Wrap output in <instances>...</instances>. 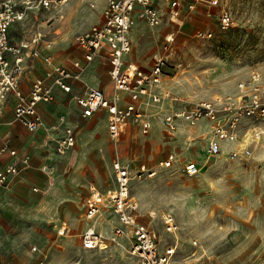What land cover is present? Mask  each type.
<instances>
[{"label": "rangeland", "instance_id": "1", "mask_svg": "<svg viewBox=\"0 0 264 264\" xmlns=\"http://www.w3.org/2000/svg\"><path fill=\"white\" fill-rule=\"evenodd\" d=\"M106 2L107 0H67L49 12L40 13L38 16L40 24L37 27L45 32L49 39L56 41V44L58 40L65 38L66 42L72 45L74 34L100 22L98 17L102 11L104 12ZM91 3L95 6L92 7ZM208 4L207 0L201 1L199 5L204 7L202 13L198 8L192 14L200 12L198 14L200 16L195 15V18L190 19L182 27L177 25L179 20L174 19L167 9L163 11L161 26H169V30L155 35V31L161 26L152 29L148 27L149 33L145 38L152 39L155 35L150 48L161 50L154 58L163 57L165 60L162 83L158 91L168 92L171 97L161 103H154L151 99L146 101L160 108L163 105L167 106L169 108L167 113L215 96L235 94L238 83L248 79L253 71L264 74V0H221L220 5L216 9L213 8L212 15L218 18L221 8L228 9L234 18V24L228 30H220L217 18L208 19L206 14V11L210 10ZM135 22L140 31L144 30L143 22L139 19ZM26 27L31 29L30 24ZM208 29L213 31L211 38L197 36L198 30ZM14 34L17 35V32L14 31ZM168 36H173L174 39L168 41ZM99 65L101 62L96 59L82 76L97 77L96 67ZM174 98L180 101H174ZM144 112L147 114L146 110ZM161 113L163 118L166 111ZM65 114L67 116V112ZM162 118H159L161 126L165 128ZM245 122H248L246 124L249 127L264 130V119H248ZM101 124L102 122H98L96 127ZM180 127L183 128L184 124L181 123L179 129ZM137 129L143 136L147 135L142 133L139 126ZM157 130L154 128L152 131ZM249 130L251 136L252 128H246L245 131ZM173 132L175 131L171 133ZM129 133L130 130L119 146H123L121 150L123 161L130 166L132 175L138 171V162L133 158L134 153H138V160L145 157L148 165L154 168L157 167L159 160L171 153L176 154L174 164L171 167L158 168L154 177L134 178L131 181L130 193V203L136 206L139 221L158 232L160 249L167 245L176 246L172 264H247L248 259L243 258V253L248 247L243 232V223L246 221L242 220L244 214L250 210L253 200L248 199L250 193L246 191L243 173L252 167L256 168L254 170L258 174L257 177H260L264 173V164L258 166V160L264 159L263 153L256 154L261 159L250 157L243 161L231 160L223 153L218 157L209 158L206 164L202 163L201 157H197L199 153V156L204 158L206 147L177 145L173 148L167 144L171 139L165 137L163 141L166 143V149L154 152L153 159L150 160L147 146L141 140L137 142L133 140L131 149L129 148L130 145H127L130 140ZM85 135L86 132L83 136ZM206 139L197 138L201 142L207 141ZM262 144L264 145V139ZM223 147L230 150L234 148V144L224 141ZM243 147L244 145L240 144V148ZM182 150L194 157L183 156ZM189 161L197 162L200 166L201 171L198 175L189 176L183 171L184 165ZM114 179L113 174L110 175L107 186L111 184L112 188H115ZM88 194L89 187L83 192V203ZM106 206H109L108 202H105ZM145 206L153 211H144ZM164 212L172 213L179 223V229L175 234L166 231L162 221ZM84 213L83 206L82 217ZM110 213V208L106 207L96 220L105 224ZM113 227L108 231L101 228L99 230L105 238H109ZM50 230V226L41 228L28 224L21 232L19 230L11 232L9 238L12 243L15 240L24 242L25 248L34 253L37 264H98L106 260L113 264H138L137 259L129 252L130 240L126 237L120 238L116 243L107 239L106 246L87 249L83 245L82 237L72 234V230L59 237L56 232L51 233ZM34 247L37 249L34 250ZM11 252L12 258L19 256L17 249H12Z\"/></svg>", "mask_w": 264, "mask_h": 264}, {"label": "built area", "instance_id": "2", "mask_svg": "<svg viewBox=\"0 0 264 264\" xmlns=\"http://www.w3.org/2000/svg\"><path fill=\"white\" fill-rule=\"evenodd\" d=\"M66 1L0 0V114L9 96L14 95L16 120L32 132L40 130L45 126V120L38 110L39 104L54 102L56 88L71 93L72 82L79 79L88 66L107 49L108 72L115 92L108 95L98 86L86 87L84 93L75 95L81 116L86 119L100 110L105 111L109 133L114 140L122 136L129 124L139 126L143 134H149L152 121L141 105L147 99L154 103L170 99L168 92L158 91L162 83L165 60L158 57L151 73H139L136 64L126 61V56L133 50L130 30L136 19L145 21L151 27L160 25L163 18L160 5L162 2L167 5L173 18H179L182 6L193 10L196 0L185 3L183 0H107L103 21L73 36L75 46L82 51V58L72 61L73 69L56 62L51 53L53 41L47 39V34L37 27L40 24V13L49 12ZM219 1L210 0L213 5H217ZM91 6L94 7L95 4L91 3ZM218 17L220 30H228L233 26L234 18L228 9L223 8ZM27 24L31 25V29L26 27ZM197 34L199 37L211 38L213 31L198 30ZM172 39L167 38L168 41ZM39 58L45 63V74L35 78L31 87L25 91L21 85L22 76L30 61ZM120 93L127 94L129 101L121 97ZM174 101L180 100L174 98ZM67 117L66 114H60L52 125L54 131H63L57 140L59 154H66L76 144V133L67 124ZM163 119L164 126L170 131H175L180 121L192 126L201 120L211 122L212 139L207 147L210 157H218L224 152V141L238 143L244 140L246 128H252L251 140L242 151L237 148L228 154L230 159H241V153L250 157L258 146H263L264 130L249 127L243 124V120L264 119V74L253 71L248 79L238 83L237 93L201 100L189 107H179L167 113ZM4 153H9L12 159L0 169V188L7 186L12 175H17L23 168L29 167L31 158L28 154L20 156L17 149L7 145L0 149V154ZM175 160V154H171L159 160L155 168L141 163L137 167L138 171L132 175L128 164H124L119 158L115 159L113 171L116 187L106 194L92 187L85 217L94 221L102 213L105 202H108L119 224L113 228L109 238H105L93 226L87 228L82 234L84 247L102 248L107 245V239L116 243L120 238L126 237L130 240L129 252L137 259L138 264H172L176 246L167 245L160 249L158 232L139 221L136 206L130 203V193L134 178L154 177L158 168L171 167ZM183 171L189 176H196L201 169L197 162L189 161L184 165ZM162 221L169 233L175 234L178 231L179 223L172 213H162ZM65 229L63 227V231L59 232L62 234ZM33 249L36 250L37 247ZM98 264L113 263L106 260Z\"/></svg>", "mask_w": 264, "mask_h": 264}, {"label": "crops", "instance_id": "3", "mask_svg": "<svg viewBox=\"0 0 264 264\" xmlns=\"http://www.w3.org/2000/svg\"><path fill=\"white\" fill-rule=\"evenodd\" d=\"M183 1L185 3L188 0ZM201 1L205 0H196V7L193 10H188L183 5L181 17L174 18L179 20V24L177 23V25L182 27L190 19L195 18V15L200 16L198 14L204 10V7L199 5ZM207 1H209L208 5L210 8V10L206 11L207 17H209L208 19L217 18L212 15V10L220 5L221 0L216 6L210 0ZM160 5L162 15L166 9L169 11L165 3L162 2ZM198 8L200 12L192 15ZM223 8L220 9L219 14ZM98 18L101 22L103 19V11ZM140 21L143 22L145 28L140 31L136 26V22L132 26L130 38L132 40L133 50L126 56V61L136 64L139 73L149 74L152 71L156 59L154 57L161 51L160 48L151 49L150 43L155 38L156 33L162 34L169 30L170 27L161 26V23L158 25L161 28L155 31L154 37L152 39H146L145 37L149 33L148 27L151 26L143 20ZM155 27L152 26L151 29ZM171 37L173 38V36H168V38ZM46 38L49 39L47 35ZM52 41L53 47L51 53L56 62L73 69L72 61L82 58V51L75 46L73 38L72 45H69L65 38L58 40L57 44L56 41ZM153 58L154 61L151 63ZM96 59L101 62V65L96 67L97 77L93 75H81L79 79L72 82L73 90L71 93H66L56 88V99L54 102L39 104L38 110L44 115L45 120V126L40 130L32 132L16 120L14 115L16 97L14 95L9 96L3 107V112L0 114V149L7 145L9 148L17 149L20 156L28 154L31 158L29 167L23 168L17 175H12L7 186L0 188V264H37L34 253L28 248H25L24 242L15 240L12 243V240L9 238L11 232H16L15 230L21 232L28 224L41 228L50 226V232H56L58 237L65 235L69 230H72V234L82 237L83 232L91 226L100 232L99 228L108 231L109 228L119 224L118 218L110 206H106L110 208L111 213L107 220L108 222H105V224L98 219L94 221L88 220L85 217V213L84 217H82L81 210L84 206L86 212V204H88L87 200L91 196L92 187H96L103 193L114 189L111 184L107 186L108 177L112 174L114 176L113 161L115 159L119 158L124 163V156L121 151L123 146L120 147L119 144L127 136L129 130L130 140L127 143V145H130L129 148L131 149L133 140L134 142L141 140L147 146V153L150 154L148 156L150 160L153 159L154 152L160 149L164 150L166 147V143L163 141L165 137L171 139L167 142L170 147H176L177 145L185 147L195 145L197 148L200 146L206 147L204 158L201 155L199 156V153L197 156L198 158L201 157L202 163L207 164L208 159L211 158L207 152L209 140L212 139L211 122L201 120L198 124L192 126L185 121H180L176 129L177 131L175 130L173 134L171 133L172 131L169 132L170 130L161 126V119H159L162 118L161 112L166 111L167 114L169 111V108L165 105L160 108L147 101L142 103L141 107L146 110L152 121L150 133L143 136L141 132L139 133L136 125L129 124L121 134V138L119 137V142V138L114 140L110 136L108 117L105 111L100 110L90 118H83L75 95L84 93L85 88L88 86H98V88L104 90L108 95H113L115 92L114 83L108 72L109 60L107 57V49ZM44 74L45 63L43 59L31 60L22 76V88L27 91L31 87L33 80L37 77L44 76ZM120 95L129 101L127 94L120 93ZM65 112H67L68 116L67 124L72 126L76 133V144L66 154H59L56 148L57 140L63 134V131L59 133L54 131L52 125L56 122L58 116L65 114ZM154 117L156 118L154 119ZM247 120L244 119L243 124L248 123L245 122ZM98 122H102V124L96 127ZM181 123L184 124V127H180L179 129ZM154 128L158 130L153 132ZM85 132L87 135L83 136ZM198 137L207 138V141H198ZM175 138H177V141H175ZM232 143L234 144V148L224 150L223 152L226 156L231 150L237 148L240 152L242 151L240 142ZM261 147L256 148L257 152L254 151L250 156L251 159H261L260 156L256 155H261V153H263L262 157H264V146ZM85 148L86 151H84ZM260 148L261 150L259 151ZM137 154L134 153L133 158L135 162H138V166L141 163H145L150 167L147 162L148 160L145 157L143 160H138ZM182 155L190 158L194 157L191 154L187 155L184 151ZM241 155V159L233 158L231 160L243 161V159L250 158L243 156L242 153ZM11 159L12 157L9 153L0 154V169L10 162ZM258 161V166L264 164V159ZM254 169L256 168L251 167L243 173L246 191L250 193V195L248 194V199L249 201L253 200V204L249 208L250 210L244 214L242 220L243 222L244 220L246 221L243 223V232L246 237V245L248 246L243 253V258L248 259L249 262L246 260L247 264H264V173L260 177H257L258 174ZM110 186L111 188H108ZM88 187L89 194L86 196L84 204L83 192ZM106 207H104L103 211ZM143 210L147 212L153 211L150 207L146 206L143 207ZM63 227L66 229L61 234L59 231H63ZM12 249H17L19 256L12 258Z\"/></svg>", "mask_w": 264, "mask_h": 264}, {"label": "bare ground", "instance_id": "4", "mask_svg": "<svg viewBox=\"0 0 264 264\" xmlns=\"http://www.w3.org/2000/svg\"><path fill=\"white\" fill-rule=\"evenodd\" d=\"M166 103V102H165ZM251 130H249L247 132V134L244 137V141H241L240 144L244 145V147L246 146V144H248V142H250L251 136H250ZM264 146V145H263ZM153 214V213H152Z\"/></svg>", "mask_w": 264, "mask_h": 264}]
</instances>
